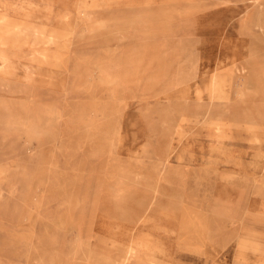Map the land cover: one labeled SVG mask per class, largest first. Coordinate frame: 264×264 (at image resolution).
Instances as JSON below:
<instances>
[{
	"label": "rangeland",
	"instance_id": "1",
	"mask_svg": "<svg viewBox=\"0 0 264 264\" xmlns=\"http://www.w3.org/2000/svg\"><path fill=\"white\" fill-rule=\"evenodd\" d=\"M263 27L264 0H0V264H264Z\"/></svg>",
	"mask_w": 264,
	"mask_h": 264
},
{
	"label": "bare ground",
	"instance_id": "2",
	"mask_svg": "<svg viewBox=\"0 0 264 264\" xmlns=\"http://www.w3.org/2000/svg\"><path fill=\"white\" fill-rule=\"evenodd\" d=\"M141 13V12H140ZM38 18V17H37ZM61 23V22H60ZM264 28V27H263ZM168 29V28H167ZM86 32V31H85ZM50 38V37H49ZM51 40V39H50ZM51 42V41H50ZM0 61L1 62H4V60H1L0 59ZM3 65V64H2ZM2 65H1V68H2ZM157 92V91H156ZM207 92V91H206ZM192 93V92H191ZM185 100V99H184ZM172 135V134H171ZM173 136V135H172ZM180 137V136H179ZM141 148H143V147H141ZM133 246V245H132ZM238 246V245H237ZM127 249V248H126ZM129 249V248H128ZM242 255H243V259H246V255H247V253H248V251L251 249V250H254V251H261V249H260V247H254V245L253 244H251L249 241H247V240H243V242H242ZM130 250V249H129ZM127 251V250H126ZM130 251H132V249L130 250ZM133 252V251H132ZM131 254V253H130ZM129 254V255H130ZM124 255V254H123ZM132 255V254H131ZM128 256V255H127ZM124 257V256H123ZM131 258V257H130ZM130 258H128L129 259V261H130ZM126 259V258H125ZM242 259V260H243ZM128 261V260H127ZM245 263H246V260H243ZM100 262V261H99ZM98 262V263H99ZM259 263V262H258ZM144 264V263H143Z\"/></svg>",
	"mask_w": 264,
	"mask_h": 264
}]
</instances>
